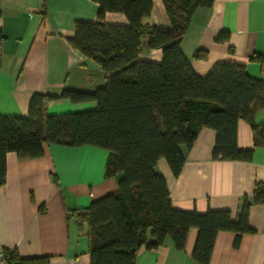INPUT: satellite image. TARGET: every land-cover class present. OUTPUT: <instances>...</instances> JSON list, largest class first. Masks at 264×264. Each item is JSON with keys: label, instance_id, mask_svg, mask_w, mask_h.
<instances>
[{"label": "trees", "instance_id": "1", "mask_svg": "<svg viewBox=\"0 0 264 264\" xmlns=\"http://www.w3.org/2000/svg\"><path fill=\"white\" fill-rule=\"evenodd\" d=\"M96 21H77L69 44L97 62L106 83L94 91L65 89L60 96L35 93L26 116L0 114V185L6 181V156L44 155L46 144L96 146L108 151L105 176L122 174L118 191L70 212L87 225L90 264H136L142 248L155 249L166 238L184 250L191 228L198 229L193 257L209 264L221 231L236 233L238 245L252 232V204L264 203V183L253 198L244 196L238 216L228 210L206 213L176 209L165 177L155 169L165 158L175 176L186 161L199 131L217 132L214 159L250 161L264 146V123L254 121L264 108V80L251 77L243 64L223 62L207 75L195 72L182 50V40L196 10L214 0H163L170 27L152 21L153 0H94ZM107 12L124 14L127 25L109 24ZM223 31L218 40H226ZM161 49V62L140 58L144 49ZM195 57L206 59V50ZM252 60L263 63L262 55ZM93 102L96 109L48 114L54 99ZM246 120L254 132V146L238 145V122ZM11 264H49L48 258L19 259L6 251Z\"/></svg>", "mask_w": 264, "mask_h": 264}, {"label": "crops", "instance_id": "2", "mask_svg": "<svg viewBox=\"0 0 264 264\" xmlns=\"http://www.w3.org/2000/svg\"><path fill=\"white\" fill-rule=\"evenodd\" d=\"M152 21L170 27L163 0H153ZM94 0H0V114L26 116L35 93L60 96L65 89L94 91L106 83L101 66L73 48L67 38L77 21H96ZM109 24L127 25V17L107 12ZM229 37L218 40L221 32ZM208 57L198 59L197 50ZM182 50L201 76L217 64H243L248 74L264 80V0H214L200 7L183 40ZM141 59L161 62V49L145 48ZM93 102L54 99L48 114L96 109ZM254 121L264 123V108ZM217 132L202 128L191 148H183L186 161L175 176L165 158L156 171L169 187L176 209L206 213L228 210L235 219L244 196L253 198L255 185L264 183V146L255 148L252 160L213 158ZM238 145L254 146L252 126L238 122ZM106 149L96 146L68 147L46 144L38 158L6 156V181L0 185V246L19 259L48 258L49 264H90L87 225L70 212L114 193L123 177L105 176ZM252 232L244 233L238 245L236 233H218L209 264H264V203L252 204ZM198 229L191 228L184 250L166 238L159 248H142L136 264H201L193 257Z\"/></svg>", "mask_w": 264, "mask_h": 264}, {"label": "built area", "instance_id": "3", "mask_svg": "<svg viewBox=\"0 0 264 264\" xmlns=\"http://www.w3.org/2000/svg\"><path fill=\"white\" fill-rule=\"evenodd\" d=\"M0 264H11L10 259L2 246H0Z\"/></svg>", "mask_w": 264, "mask_h": 264}]
</instances>
